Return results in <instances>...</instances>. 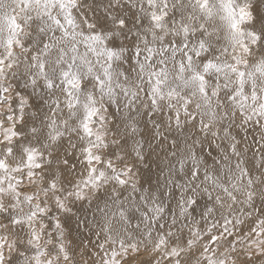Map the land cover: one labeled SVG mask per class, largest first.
Returning <instances> with one entry per match:
<instances>
[{
	"label": "clouds",
	"instance_id": "obj_1",
	"mask_svg": "<svg viewBox=\"0 0 264 264\" xmlns=\"http://www.w3.org/2000/svg\"><path fill=\"white\" fill-rule=\"evenodd\" d=\"M113 259L264 264V0H0V264Z\"/></svg>",
	"mask_w": 264,
	"mask_h": 264
},
{
	"label": "snow or ice",
	"instance_id": "obj_2",
	"mask_svg": "<svg viewBox=\"0 0 264 264\" xmlns=\"http://www.w3.org/2000/svg\"><path fill=\"white\" fill-rule=\"evenodd\" d=\"M205 2H206V0H205ZM155 19H160V17H158V16H156V17H154ZM189 59H191V57H189ZM201 79H204V77H200ZM69 83H71V81H69ZM157 83H159V80H157ZM121 182H123V181H121ZM117 255V253H113V257H115ZM108 264H116V262H115V260L113 259V260H110L109 262H108Z\"/></svg>",
	"mask_w": 264,
	"mask_h": 264
}]
</instances>
